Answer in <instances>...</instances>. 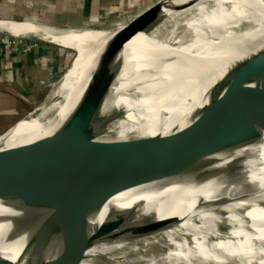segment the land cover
I'll return each mask as SVG.
<instances>
[{"label":"bare ground","instance_id":"obj_1","mask_svg":"<svg viewBox=\"0 0 264 264\" xmlns=\"http://www.w3.org/2000/svg\"><path fill=\"white\" fill-rule=\"evenodd\" d=\"M172 3L146 32L124 44L121 62H114L97 77L90 75L109 31L59 30L31 22L10 25L17 27L12 32H39L73 49L80 58L56 87L58 100L0 136V148L51 133L82 96L108 91L115 99L106 101L101 112L120 106L127 108V114L114 122L116 135L103 137L159 135L173 141L150 151H128L127 159L145 175L135 178L136 186L104 203L83 182L76 167L51 190L42 219L30 230L20 229L18 211L0 205L2 258L16 264H264V135L251 142L213 128L179 131L201 103L200 94L227 65L264 45V0ZM216 60L225 61L223 67L189 102L174 101L180 95L176 87L171 101L155 93L170 80L171 72ZM143 92L149 93L147 104L141 102L148 107L136 116L130 105L140 101L132 103L130 96ZM41 119L46 120L40 123ZM121 210L129 214L121 217ZM147 219H164L173 226L148 235L131 227ZM77 222L90 231L104 224L112 228L91 239L39 240L26 245L40 232Z\"/></svg>","mask_w":264,"mask_h":264},{"label":"water","instance_id":"obj_2","mask_svg":"<svg viewBox=\"0 0 264 264\" xmlns=\"http://www.w3.org/2000/svg\"><path fill=\"white\" fill-rule=\"evenodd\" d=\"M172 1L156 0L127 23L108 30L110 35L95 60L90 76H100L111 64L121 62L124 44L135 34L146 32L161 17L165 7L173 6ZM224 62L216 60L173 71L170 80L157 88L155 93L160 96L163 94V100L171 101L175 96L173 88L176 87L180 95L174 101L180 98L182 104L185 99L189 102L199 96ZM63 74L38 105L2 131L0 136L15 128L20 120L31 115V118L39 116L44 106L58 100L53 92ZM203 92L199 97L201 103L188 114L184 127L179 131L213 128L234 133L251 142L260 139L264 135V45L228 64L224 72ZM132 96V103L140 101L134 107L130 105L137 112L136 116H139L138 111L148 107H143L141 102L147 104L149 93ZM114 99L110 91L82 96L51 133L22 144L0 148V205L20 213V229L24 227L30 230L39 218L42 219L40 215L51 190L61 184L72 169L79 167L80 178L95 193L99 202L104 203L119 192L136 186L135 178L145 175L127 159L128 151H150L154 147L172 143L173 138L159 135L124 139L103 137L116 135L118 126L114 122L127 114V108L120 106L110 107L105 114L101 112L105 102L113 103ZM171 105L175 109L174 104ZM53 112L49 111L48 116H52ZM45 120L39 121L43 123ZM119 212L121 217L129 214V210ZM171 226L164 219H147L131 224L134 230L143 235ZM111 228V225L104 224L90 231L89 226L77 222L40 232L29 238L26 245L39 240L91 239L110 232ZM0 264L16 263L0 256Z\"/></svg>","mask_w":264,"mask_h":264},{"label":"crops","instance_id":"obj_3","mask_svg":"<svg viewBox=\"0 0 264 264\" xmlns=\"http://www.w3.org/2000/svg\"><path fill=\"white\" fill-rule=\"evenodd\" d=\"M142 1L0 0L2 131L38 105L71 63L68 47L49 41L39 32H12L17 27L10 25L31 22L55 29L108 31L136 16Z\"/></svg>","mask_w":264,"mask_h":264},{"label":"rangeland","instance_id":"obj_4","mask_svg":"<svg viewBox=\"0 0 264 264\" xmlns=\"http://www.w3.org/2000/svg\"><path fill=\"white\" fill-rule=\"evenodd\" d=\"M154 1H156V0H143L142 1V4L139 6V12H141L143 9H145V8H147L149 5H151ZM91 51V50H90ZM69 53H70V62H72L70 65H68L66 68H67V70H66V72L65 73H67L71 68H72V66H73V64L80 58V54H78V53H75V51L73 50V49H70L69 48ZM86 55V58H87V56L89 55V51H88V54H85ZM83 56V55H82ZM86 58H85V61H86ZM84 64H85V62H84ZM83 64V65H84ZM64 75V74H63ZM52 87V86H51ZM50 89V88H49ZM49 91V90H48ZM2 129L3 128H1V126H0V132L2 131Z\"/></svg>","mask_w":264,"mask_h":264}]
</instances>
